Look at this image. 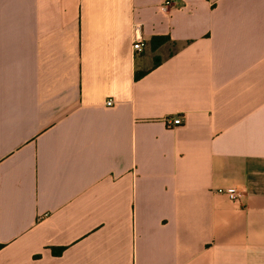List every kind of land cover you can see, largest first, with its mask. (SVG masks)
<instances>
[{"label": "crops", "instance_id": "1", "mask_svg": "<svg viewBox=\"0 0 264 264\" xmlns=\"http://www.w3.org/2000/svg\"><path fill=\"white\" fill-rule=\"evenodd\" d=\"M164 1L0 0V264H264V0Z\"/></svg>", "mask_w": 264, "mask_h": 264}, {"label": "built area", "instance_id": "2", "mask_svg": "<svg viewBox=\"0 0 264 264\" xmlns=\"http://www.w3.org/2000/svg\"><path fill=\"white\" fill-rule=\"evenodd\" d=\"M172 0H165L160 5V9L162 11H166L170 6H172ZM145 42L142 38L140 32V25H134V42H133V49L135 52H141L144 49ZM114 104V100L109 99L106 101L107 106H112ZM165 123L168 127L173 128L176 126H180L183 124V119L180 116L166 118ZM220 194L225 195L229 201L233 202L234 204H241L244 198V192L237 187H229L225 189H220L218 191Z\"/></svg>", "mask_w": 264, "mask_h": 264}, {"label": "trees", "instance_id": "3", "mask_svg": "<svg viewBox=\"0 0 264 264\" xmlns=\"http://www.w3.org/2000/svg\"><path fill=\"white\" fill-rule=\"evenodd\" d=\"M168 39L165 37H154L152 39V48L156 49L157 47L161 46L164 44Z\"/></svg>", "mask_w": 264, "mask_h": 264}]
</instances>
